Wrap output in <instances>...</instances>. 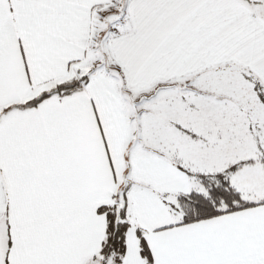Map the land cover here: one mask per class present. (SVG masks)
Masks as SVG:
<instances>
[{"label":"snow or ice","instance_id":"obj_1","mask_svg":"<svg viewBox=\"0 0 264 264\" xmlns=\"http://www.w3.org/2000/svg\"><path fill=\"white\" fill-rule=\"evenodd\" d=\"M0 264H264V0H0Z\"/></svg>","mask_w":264,"mask_h":264}]
</instances>
